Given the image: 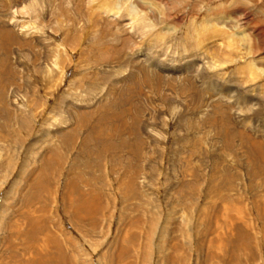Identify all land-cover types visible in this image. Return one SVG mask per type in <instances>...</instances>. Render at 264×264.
<instances>
[{
	"label": "rangeland",
	"instance_id": "374dc122",
	"mask_svg": "<svg viewBox=\"0 0 264 264\" xmlns=\"http://www.w3.org/2000/svg\"><path fill=\"white\" fill-rule=\"evenodd\" d=\"M0 210V264H264V0H0Z\"/></svg>",
	"mask_w": 264,
	"mask_h": 264
},
{
	"label": "bare ground",
	"instance_id": "6f19581e",
	"mask_svg": "<svg viewBox=\"0 0 264 264\" xmlns=\"http://www.w3.org/2000/svg\"><path fill=\"white\" fill-rule=\"evenodd\" d=\"M167 2V1H166ZM238 33V32H237ZM147 80V79H146ZM149 81V80H148ZM111 120H112V118L110 117V116H107V117H105L104 119H103V124H102V126H101V128H100V130H99V133H101V134H103V135H105V136H108L107 135V133L105 132V123L106 122H111ZM255 145V144H254ZM257 145V144H256ZM256 148V147H255ZM257 149V148H256ZM84 151L85 152H80V156H84V154H86V152H87V148L85 147L84 148ZM91 154V153H90ZM86 155H88L89 156V154H86ZM53 162H54V159H53ZM56 163H59V162H56ZM40 166V165H39ZM51 167L49 166V165H47L46 166V171H48L49 169H50ZM40 170V171H39ZM41 171H42V169L41 168H39L38 169V174L40 175V173H41ZM45 171V174L42 176V178H48V173L49 172H46ZM74 171L72 170L71 172H70V177L71 178H73V179H71V178H69V181L67 182V184H66V190H65V192H63V200H64V203H67L68 201H71L72 199H76L77 201L76 202H74V203H71V205L69 206V207H66V211H72L73 212V215L76 217L75 218V220L74 221H79V220H82V219H86V220H88L89 221V224L90 225H92L93 226V220H91V218L92 219H94V224H95V222H96V218H95V215L98 213V212H100L101 211V208H100V210H99V207H98V205H97V201H96V199H97V197L96 196H93V195H91L90 197H84L85 196V194H87V193H85V192H83L81 189H83V187H81L80 188V186H78L79 185V183L81 182V180L83 181V179H80V177L78 176V175H74ZM35 174V173H34ZM82 177V176H81ZM79 179H80V181H79ZM129 180V181H128ZM39 182H40V178L35 182L36 184L35 185H39ZM127 182H130V177H128L127 178ZM131 183V182H130ZM33 185V184H32ZM81 185V184H80ZM92 200H94V201H92ZM72 204H74V205H72ZM65 206V205H64ZM223 207H225V206H223ZM226 208V207H225ZM28 209V208H27ZM104 209V208H103ZM227 209V208H226ZM22 210H26V208L24 207V209H22ZM1 211V210H0ZM24 211H22V213H23ZM28 212V211H27ZM27 212H25V213H27ZM263 212V211H262ZM240 213V212H239ZM34 216H32V214L30 213V214H27V218L26 219H30L31 221H30V223H31V228H30V230H29V233H30V235H31V238H32V240H33V242L35 241H37V239L39 238L43 243H44V245L45 244H53L52 243V241H49V237H42V236H39V234L40 233H38V229L37 228H39L40 227V224H41V222L40 221H35L34 219H32ZM263 217H264V212H263ZM91 226V227H92ZM242 227V226H241ZM43 228V227H42ZM84 229V228H83ZM211 227L209 226V225H206V230L204 229V235L206 234V233H208V234H210L211 232ZM85 232H87L88 234H89V232H92V231H90L89 229H85ZM215 232V233H214ZM213 236L215 235V237H218V241L220 242V241H222V235L218 232V230L217 229H215L213 232ZM207 234V235H208ZM234 234V233H233ZM220 235V236H219ZM204 237H206V235L204 236ZM207 238L208 239H213V237L211 238L209 235L207 236ZM246 239V241H248L249 242V240H248V237H245ZM206 240V243L205 244H207V246H208V248L209 249H211L212 248V246L213 245H211V243H212V241H211V243H210V241L209 240ZM214 240V239H213ZM54 244H57V247H59V242L57 241V240H55L54 239ZM213 244H214V241H213ZM218 245V244H217ZM216 245V246H217ZM220 245V244H219ZM224 245V242H223V244L222 245H220V246H223ZM45 247V246H44ZM51 247V246H50ZM49 247V248H50ZM56 247V246H55ZM37 248H38V246H37ZM221 248V247H220ZM220 248H218L217 250H219V252L221 253V252H223V251H221V249ZM44 248H41V249H38L37 251H36V255H38L39 257L42 255V254H44L45 255V257L46 258H48V259H50L51 261H53V262H55V263H57V264H66V259L65 258H63V255H62V249L60 248V250L59 249H55L52 253V255H46L45 253H44V251H42ZM126 249H127V246L125 245V247H123L122 249H121V252L120 253H118V254H116V255H111L110 257H109V259H111V258H113V257H115L116 259L113 261V263L114 262H117L116 264H128L129 262L126 260V261H124V259H122L123 258V256L125 255V253H126ZM246 247L243 245V244H239L238 245V250H239V252L240 253H242V251L244 250V251H246ZM166 250V249H165ZM169 250V249H168ZM208 250V249H207ZM214 251V250H213ZM208 251L209 253H208V256H209V258L211 259L212 258V260H213V256L216 254L215 252H217V251ZM220 253H218L217 252V254L216 255H219ZM167 256V255H166ZM220 256V255H219ZM207 257V256H206ZM56 258V259H55ZM168 258H169V260L171 261L172 260V258H171V252L169 253V255H168ZM216 258H218V257H216ZM32 259H33V262H32V264H45L44 263V261H43V259L40 261L39 259H37V258H34V256L32 257ZM167 259V258H166ZM220 259V257L218 258V260ZM238 259H239V255L237 254V253H234V250L232 251V255H231V259L230 260H232V261H234V263L235 262H237L238 261ZM168 260V261H169ZM112 261V260H111ZM69 262V261H68ZM47 263H49V261H47ZM73 263V262H72ZM231 263V262H230ZM15 264V263H14ZM75 264V263H74ZM110 264V263H109ZM130 264V263H129ZM233 264V263H232Z\"/></svg>",
	"mask_w": 264,
	"mask_h": 264
}]
</instances>
